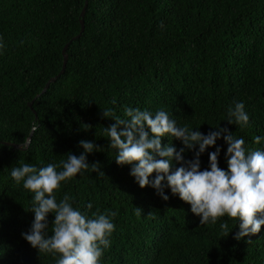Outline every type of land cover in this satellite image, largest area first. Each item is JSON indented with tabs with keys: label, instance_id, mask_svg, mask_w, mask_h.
<instances>
[{
	"label": "trees",
	"instance_id": "1",
	"mask_svg": "<svg viewBox=\"0 0 264 264\" xmlns=\"http://www.w3.org/2000/svg\"><path fill=\"white\" fill-rule=\"evenodd\" d=\"M83 5L0 0V264H55L56 257L38 253L21 236L34 218L33 194L10 172L21 163L59 164L70 151L78 156L82 139L101 148L86 158L104 175L85 171L55 195L59 201L68 194L88 216L116 213L100 264H264V226L237 241L234 219L200 225L190 205L167 188V201L151 187L140 188L130 165L116 164L104 131L127 107L163 109L178 126L202 133L227 127L248 149H264V141L254 143L264 136V0H87L83 31L71 40L80 31ZM236 102L249 115L244 128L226 121ZM30 133L25 149L2 143L24 144ZM168 142L182 147L162 138V146ZM216 144L218 166L225 169L227 146L223 138ZM214 150L201 155L202 169ZM194 151L186 150L185 159ZM53 219L50 213L49 234ZM222 221L232 230L228 236L220 231Z\"/></svg>",
	"mask_w": 264,
	"mask_h": 264
},
{
	"label": "clouds",
	"instance_id": "2",
	"mask_svg": "<svg viewBox=\"0 0 264 264\" xmlns=\"http://www.w3.org/2000/svg\"><path fill=\"white\" fill-rule=\"evenodd\" d=\"M3 47L0 38V49ZM110 115L109 111H103L105 118ZM111 120L114 123L104 129L108 147L115 150L117 165H130L129 175L140 188H153L164 201L169 199L164 191L167 188L171 195L190 205V212L199 218L200 225H215L218 218L225 216L234 219L238 231L233 239L237 241L261 232L264 226V149H248L244 139L234 136L227 127H212L213 130L202 133L199 128L178 126L163 109L153 113L127 107L123 118L112 116ZM226 121L241 128L249 124L243 102L229 106ZM163 137L180 141L182 147L177 150L169 142L162 146ZM221 138L227 146L225 169L218 166L221 147L216 142ZM262 141L264 136L254 138L256 144ZM26 146L27 143L19 147ZM214 146L215 150L207 153V167L202 169L201 155ZM78 147L83 149L78 156L70 151L67 159L59 164L49 163L37 168L21 163L10 172L16 184L22 182V187L33 194L30 210L34 218L28 231L21 236L38 253L56 257L55 264H100L115 230L112 220L115 212L88 216L73 207L68 194L57 201L55 192L63 182L89 170L97 172L98 176L104 175L98 162L89 164L86 158L87 154L101 148L83 139ZM193 149V158L185 159V151ZM86 207L91 209V203ZM50 213L54 216L51 234L48 232ZM135 214L140 215L141 210L136 208ZM219 228L226 236L232 231L226 221H222Z\"/></svg>",
	"mask_w": 264,
	"mask_h": 264
},
{
	"label": "water",
	"instance_id": "3",
	"mask_svg": "<svg viewBox=\"0 0 264 264\" xmlns=\"http://www.w3.org/2000/svg\"><path fill=\"white\" fill-rule=\"evenodd\" d=\"M86 4H87V0H84V5L79 13V23H80V31L79 33L74 36L71 40L75 39L76 37H79V35L81 34V31H83V28H84V24H83V17H84V10H85V7H86ZM67 45L68 44H65L63 47H62V50H61V53H62V68H61V71L60 73L63 71V68L66 64V61H67V53H66V48H67ZM58 75L54 76V77H51L44 85L43 89H42V92L48 87L49 83L50 82H53L56 78H57ZM33 101V100H32ZM32 101H30L28 103L29 107H31L32 105ZM33 111V109H31ZM30 137H31V133L29 134V136L27 137L26 141L24 142L27 143V145L29 144L30 142ZM3 144L5 145H10V146H13L14 148L16 149H21L19 146L22 145V144H15V143H11V142H2ZM26 148V147H25ZM23 148V149H25Z\"/></svg>",
	"mask_w": 264,
	"mask_h": 264
}]
</instances>
